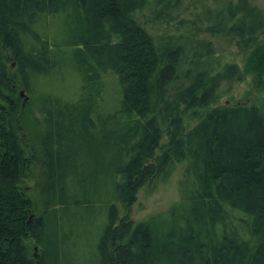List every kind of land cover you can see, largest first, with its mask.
Listing matches in <instances>:
<instances>
[{
    "label": "trees",
    "instance_id": "trees-1",
    "mask_svg": "<svg viewBox=\"0 0 264 264\" xmlns=\"http://www.w3.org/2000/svg\"><path fill=\"white\" fill-rule=\"evenodd\" d=\"M149 1L0 0V264H264V47L259 96L220 103L239 67L188 31L155 38ZM233 9L231 35L264 30L246 0ZM181 164L180 201L134 222L138 192Z\"/></svg>",
    "mask_w": 264,
    "mask_h": 264
},
{
    "label": "rangeland",
    "instance_id": "rangeland-1",
    "mask_svg": "<svg viewBox=\"0 0 264 264\" xmlns=\"http://www.w3.org/2000/svg\"><path fill=\"white\" fill-rule=\"evenodd\" d=\"M239 1L168 0L164 3H156L151 0L145 9L138 13L140 22L155 38L166 39L168 36L188 31L195 35V41H204L209 44L212 57L219 59L221 65L236 64L239 67L242 77L231 85L228 93L220 98V103L230 101L248 104L259 96L255 88L256 75L253 64L252 66L249 64L252 61L250 53L254 54L253 52L264 47V30L251 36L253 38L245 34L244 39L240 35L239 37L231 35L229 29L237 24L240 13L233 14L234 11L229 10L235 9ZM246 1L251 7L260 10L264 16V0ZM161 10L164 12L158 14L157 11ZM204 49H206L205 45ZM222 86L227 89L228 84L224 83ZM21 91L23 89H18V97L21 98L22 103L19 108L20 114L13 117L16 118L15 121L23 128L25 134L34 137L40 129L43 118L36 107L31 106L32 99L24 91L20 94ZM184 169L185 165L181 164L167 180L142 188L130 209V218L134 222L144 221L179 202L181 199L179 183L183 178ZM35 177L26 178L24 187L27 197L31 202L37 203L38 211H40V196ZM31 252L35 255L38 249L34 247ZM71 263L87 264L84 260L78 259H72Z\"/></svg>",
    "mask_w": 264,
    "mask_h": 264
},
{
    "label": "water",
    "instance_id": "water-1",
    "mask_svg": "<svg viewBox=\"0 0 264 264\" xmlns=\"http://www.w3.org/2000/svg\"><path fill=\"white\" fill-rule=\"evenodd\" d=\"M20 94H22V92L20 93ZM36 250V249H35ZM35 257H37V255L35 254Z\"/></svg>",
    "mask_w": 264,
    "mask_h": 264
}]
</instances>
